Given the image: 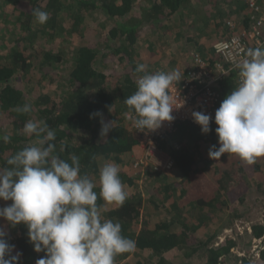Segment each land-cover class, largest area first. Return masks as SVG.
<instances>
[{
    "label": "trees",
    "instance_id": "trees-1",
    "mask_svg": "<svg viewBox=\"0 0 264 264\" xmlns=\"http://www.w3.org/2000/svg\"><path fill=\"white\" fill-rule=\"evenodd\" d=\"M144 1L3 0L9 7L0 5V25L4 28L0 30V136L9 135L10 142L0 140V167L36 141L35 136L23 133L25 123L30 119L45 121L56 133L55 154L69 163L70 154L78 156L80 174L96 184V203L102 218L119 222L122 235L136 242L135 249L117 255L114 264H184L185 260H189L188 264H254L251 241L260 238L258 257L254 259L264 264V221L252 223L249 232L236 237L238 241L226 236L217 242L224 226H233L236 218H247L244 216L251 207L249 200H264V157L252 165L233 154H225L219 160L207 158L212 145L219 147L215 111L229 94L228 89L237 87V73L231 71L216 79L215 88L220 90L221 99L213 110L208 134H202L198 124L177 121L174 130L157 137V146L173 160L165 171L151 165L134 167L136 160L131 156L139 136L133 128L135 114L124 103L136 91L135 69L141 64L134 56L139 47V27L150 25L157 33L163 28L165 33L176 36L177 45L184 36L194 53L209 62L207 68L213 69L220 59L212 44L230 33L226 21L234 22L238 31L251 24L246 12H241L240 18L231 10L239 7L251 15L254 12L246 0H152L140 7ZM34 8L49 14L46 23L36 22ZM186 8L196 11L193 21L185 22L188 15L183 17L186 33L180 34L179 16ZM96 16H101L107 27L99 21L91 23ZM216 19L219 28L212 25ZM169 21L172 27H167ZM223 25L228 33L223 31ZM219 30L221 33L208 45L201 41L206 34ZM159 37L165 39L163 34ZM189 61L192 67L193 58ZM146 71L155 72L147 67ZM54 74L58 76L55 78ZM224 89L227 90L223 94ZM25 103L31 104V112L14 110ZM97 111L105 122L113 121L105 138L100 136L101 117L90 118ZM107 162L120 166V178L128 194L123 205L99 198V170ZM139 178L143 185L137 184ZM204 183L212 185V189L198 193ZM251 193L255 201L249 198ZM11 203L0 200V208ZM226 212L229 216L221 223ZM0 228L7 233L8 243L15 245L13 254L21 253L18 264H35L45 255L34 251L23 223L12 227L0 218ZM237 247L243 255L234 252ZM129 255L134 263L126 261ZM177 256L182 259L174 263L173 257Z\"/></svg>",
    "mask_w": 264,
    "mask_h": 264
},
{
    "label": "clouds",
    "instance_id": "clouds-1",
    "mask_svg": "<svg viewBox=\"0 0 264 264\" xmlns=\"http://www.w3.org/2000/svg\"><path fill=\"white\" fill-rule=\"evenodd\" d=\"M32 15L41 25L49 19L40 8H34ZM146 67H136V91L124 103L135 114L134 127L150 132L174 120L172 112L182 105L177 106L170 89L182 78L178 70L149 73ZM235 68L239 82L215 111L219 147L212 145L208 156L219 160L233 154L252 165L264 157V47L247 49ZM14 110L29 113L32 106L25 103ZM95 116L101 117V138L107 137L113 121L105 122L99 111L90 118ZM192 118L202 134L211 131L210 114L194 111ZM22 131L37 139L0 167V200L12 202L0 208V218L12 227L26 225L34 251L45 253L35 264H114L117 255L133 251L136 242L122 235L121 224L102 218L96 184L80 174L79 157L70 154L69 163L55 154V130L45 121L30 119ZM0 140L9 143L10 136H0ZM135 149L141 156L138 144ZM120 171L115 162L99 170V198L107 203L123 205L127 199ZM6 236L0 228V264H18L21 253L13 254L15 245Z\"/></svg>",
    "mask_w": 264,
    "mask_h": 264
},
{
    "label": "built area",
    "instance_id": "built-area-1",
    "mask_svg": "<svg viewBox=\"0 0 264 264\" xmlns=\"http://www.w3.org/2000/svg\"><path fill=\"white\" fill-rule=\"evenodd\" d=\"M259 1L246 0V4L254 12V15H251L252 20L248 28L238 31L234 29L235 23L226 21V26L231 28L230 33L227 37L219 38L212 44L213 52L220 59L214 63L213 69L207 68L209 62L195 52L193 66L179 71L182 80L174 82L170 94L174 97L177 106H182L172 112L174 116L172 122H163L159 129L150 132L138 131L133 125L134 132L139 136L138 146L142 151L141 156L134 162V167L151 165L155 170H168L173 160L167 152L157 146V137L174 130L177 121L196 124L192 118L194 111H201L213 117V110L221 99L220 90L215 88L216 79L236 70L235 64L244 58L247 49L257 48L264 43L262 29L264 8L260 6ZM262 1L264 2V0ZM256 14L257 16H255ZM252 39L253 41H251ZM160 71L165 72L163 70L155 72Z\"/></svg>",
    "mask_w": 264,
    "mask_h": 264
},
{
    "label": "rangeland",
    "instance_id": "rangeland-1",
    "mask_svg": "<svg viewBox=\"0 0 264 264\" xmlns=\"http://www.w3.org/2000/svg\"><path fill=\"white\" fill-rule=\"evenodd\" d=\"M148 1L151 2L152 0H145L144 3L140 4V7L141 6L143 7ZM3 3H4L3 0H0V5H3L2 7H5V5H8L7 7H9L8 3H6V4H3ZM15 7H16V9H18L17 6H15ZM202 9L203 8H201V7L198 8L199 11H202ZM194 11H196V10L195 9L193 10V8L192 9L186 8V10H184L185 13L181 12L182 14L179 16V17H181V21L179 23V27L177 28V30L179 29L180 34L186 33L185 32V25H183L184 23L182 20L183 17L188 15L187 16L188 19L185 18L186 19L185 22L193 21L194 17L192 16V14L194 13ZM0 12H2V10ZM195 15H196V12H195ZM197 15L195 17H197ZM1 16H2V13H0V20H1ZM200 17L204 18V14H201ZM98 21L101 23L102 26L106 25V27H107V23L104 22V19L101 16H96L95 21H92L91 23H96ZM215 21L216 22H214L213 24L217 23V19ZM167 23L169 24V25H167V27L173 26L171 24L172 23L171 21H169ZM192 23L195 25V22H192ZM164 24H166V23H164ZM210 24H211V22H210ZM93 26H97V25H93ZM151 28H154V27H151L150 25H143V26L139 27V29L137 31V36L139 37V43H138L139 47H136V50L138 52L136 53L137 55L136 54L134 55L135 61H137L141 64H145L147 66V68L154 69V71H156V70H163L165 72H170L172 70L183 71V70L190 68L191 64H190L189 60H192V58H193L194 49L192 47L190 48V46H192V45H190L189 42H185L184 36H182L181 43L179 45H177V40L175 39L176 36H170L169 34L165 33V29H163V28L158 30L159 34L156 32L155 28H154V30ZM1 29H4L3 25L2 26L0 25V30ZM194 32L196 33L197 31L195 30ZM6 33L7 32L5 31L3 34H5V36H6ZM160 34L164 35V37H165L164 40H161V38L159 37ZM218 34H219V31L218 32L214 31L212 33V35L206 34L207 37L202 38L201 41L203 43L207 42L206 44L208 45V43L212 39H215L216 37H218ZM5 36H4V38H5ZM158 38H160V39H158ZM1 39H2V37L0 36V42H1ZM84 42L85 41H83V43ZM150 47H152V50ZM64 49H65V47H63V50ZM104 51L110 52L108 49H105ZM64 52H66L68 54L67 51L64 50ZM68 56H69V54L66 55V57H68ZM183 60H185V61L181 63V61H183ZM59 74L64 75V73L62 71H60ZM57 76H58V74L53 75V77H55V78ZM238 80H239V78H238ZM64 84L65 83L62 82V85H64ZM126 114H127V112H125L124 115H126ZM141 153H142V151H141ZM138 156H140V154L135 149L134 155H132L131 157H133V159H136L135 157H138ZM207 158H209V156H207ZM140 172H142V171H140ZM200 183H202V182H200ZM137 184L143 185L141 178H139L137 180ZM124 188H126V187L124 186ZM204 189H210L211 190L212 185H207V183H204L203 186L201 187V190H199L198 193L199 192L200 193L205 192V191H202ZM176 194H177V192H176ZM249 198L251 200L255 201V195H253L252 193L249 194ZM248 203L251 204V207L249 208V211L245 213L246 216H244V217H247V218L246 219L243 217L236 218L233 221L234 222L233 226H231V227L224 226L223 230L218 235L217 242L222 241L226 236L235 238L238 241L239 239L236 237H238V235H242L245 231L249 232L251 230L250 225L252 223H256V222L262 223L264 221V200L260 201V202L257 201V203H253V201L251 202L249 200ZM228 216L229 215L227 212L225 214H222L221 219L223 220V222L221 221V223H224L227 220ZM218 225H220V223ZM136 227H138V224L135 225V229H138ZM219 229H220L219 227L216 228V230H219ZM261 239L262 238L253 239L251 241L250 252H253V260L252 261L254 262V264H263L260 262H256V260H255L258 257L257 246L261 242ZM233 249H234V252H237L239 248L237 247V248H233ZM237 253H238V255H243V252H237ZM181 259H182L181 256L173 257V262L177 263V261H181ZM126 261L134 263V259L131 255L128 256ZM188 262H189V260H185L184 264H188Z\"/></svg>",
    "mask_w": 264,
    "mask_h": 264
},
{
    "label": "crops",
    "instance_id": "crops-1",
    "mask_svg": "<svg viewBox=\"0 0 264 264\" xmlns=\"http://www.w3.org/2000/svg\"><path fill=\"white\" fill-rule=\"evenodd\" d=\"M244 1H245V0H243V2H244ZM260 1H261L260 4H261V5L263 4V8H264V2H263L262 0H260ZM243 2L241 1L240 3L243 4ZM237 5H240L239 2H237ZM240 6H241V5H240ZM241 7H243V6H241ZM233 9H234V8H233ZM233 9L231 10V12H232V13H236V14L238 15V17H240V18L242 17L241 14H242V13H245V12L247 13V15H249V17H251V14H249L248 11H242L241 8H239V7H238V9H234V10H233ZM241 12H242V13H241ZM251 20H252V18L250 19V21H251ZM217 23H218V22H217ZM233 23H234V22H233ZM221 25H222V24H221ZM213 26H216V24H215V25L213 24ZM223 26H224L223 31L225 30L226 33H228V28H226L225 25H223ZM216 27L219 28L218 26H216ZM247 28H248V27H247ZM245 29H246V28H245ZM262 29H263V37H264V26H263ZM219 33H221L220 30H219ZM219 38H220V37H219ZM215 40H217V39H215ZM251 41H253V39H252ZM251 45L254 46L253 44H251ZM259 47H264V43H262L261 45H259ZM233 72L237 73L236 75H237V78H238V70H237V69H236V70H233ZM235 73H234L233 75H235ZM238 82H239V81H238ZM238 82H237V84H238ZM226 90H227V89H224L222 93L224 94ZM230 90L232 91L233 89H228L229 93L231 92Z\"/></svg>",
    "mask_w": 264,
    "mask_h": 264
}]
</instances>
